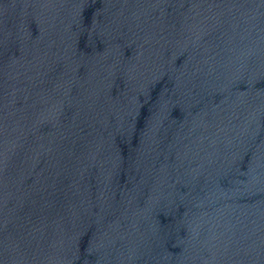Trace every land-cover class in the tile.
I'll return each instance as SVG.
<instances>
[{
  "label": "water",
  "instance_id": "water-1",
  "mask_svg": "<svg viewBox=\"0 0 264 264\" xmlns=\"http://www.w3.org/2000/svg\"><path fill=\"white\" fill-rule=\"evenodd\" d=\"M0 264H264V0H0Z\"/></svg>",
  "mask_w": 264,
  "mask_h": 264
}]
</instances>
